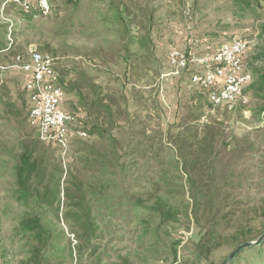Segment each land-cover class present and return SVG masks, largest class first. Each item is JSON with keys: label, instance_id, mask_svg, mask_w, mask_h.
<instances>
[{"label": "rangeland", "instance_id": "rangeland-1", "mask_svg": "<svg viewBox=\"0 0 264 264\" xmlns=\"http://www.w3.org/2000/svg\"><path fill=\"white\" fill-rule=\"evenodd\" d=\"M188 1L195 34L209 35L213 49L234 37L248 41L245 63L256 85L264 74V0L255 10L246 0H54L52 14L38 18L13 5L1 13L0 1V264L28 259L16 232L27 208L14 196V173L25 148L38 142L10 66L33 50L56 58L63 84L76 90L67 91L66 108L87 130L99 114L108 123L105 138H73L66 163L56 148L38 144L51 159L47 181L64 169L61 189L85 197L100 229L82 240L65 218L77 210L75 200L64 196L55 229L72 256L55 252L50 264H224L264 234V88L249 86L232 109L213 107L204 94L195 104L178 80L162 76L169 71L162 37L158 61L133 57L138 44L151 57L152 30L184 22ZM95 99L100 104L89 112ZM109 135L117 142L107 154ZM103 164L110 170L99 172ZM228 264H264V243Z\"/></svg>", "mask_w": 264, "mask_h": 264}, {"label": "built area", "instance_id": "built-area-1", "mask_svg": "<svg viewBox=\"0 0 264 264\" xmlns=\"http://www.w3.org/2000/svg\"><path fill=\"white\" fill-rule=\"evenodd\" d=\"M53 1L3 0L1 13L7 6L13 5L34 18L48 17L53 12ZM5 20L11 22V29L12 21ZM248 49L247 40L234 37L200 56L172 50L168 64L175 75L183 74L191 66H200L191 73V83L207 92L213 107L227 106L232 109L237 103L246 101V89L254 81V74L245 63ZM10 68L28 74L25 91L29 125L36 130L38 140L56 148L61 160L66 163L73 138L88 139L90 135L83 117L66 108L67 92L60 84L56 58L33 50L28 58L18 56Z\"/></svg>", "mask_w": 264, "mask_h": 264}, {"label": "trees", "instance_id": "trees-1", "mask_svg": "<svg viewBox=\"0 0 264 264\" xmlns=\"http://www.w3.org/2000/svg\"><path fill=\"white\" fill-rule=\"evenodd\" d=\"M262 1L263 0H246L244 2L252 10H255L257 8H262ZM258 83L261 84L260 88L263 89L264 74L256 80V85L254 86H259ZM60 84L66 92L68 90H73L74 92L75 90L65 87L66 85L63 84L61 78ZM96 103L100 104V102L95 99L88 105L89 112L92 111V108L97 107ZM107 126L108 123L105 125L99 114L95 116L94 129L87 131L89 135H98L100 138H105L108 131H104V129ZM106 140L104 148L107 154L115 152L116 139L109 135ZM37 142L38 143L34 144L32 148H25L14 173V196L20 206L27 208V211L24 212L16 227V232L18 235H22V241L24 240L26 242L25 244L28 248V259H26L25 264H50L52 254L55 252H57L56 254L58 257H65L67 254L70 257L72 256L68 246L64 243L63 234L61 233L63 231L56 232L55 229V223L60 219L62 199L64 196L75 200L74 206L77 207V210L66 213L65 218H68L67 221L72 228H77L83 232L82 236H80L82 240L90 241L100 229L95 216H93L92 209L82 205L85 201V197L78 193L71 197L68 193L69 189H61L60 182L64 169L58 166L56 172H54V174L49 177V181H47V169L49 164H51V159L49 157L45 158L44 155L39 153L41 150H39L38 144L51 148L52 146L42 143L38 138ZM106 170L110 169L107 165L103 164L99 172L104 173L107 172ZM46 181L47 183L44 185ZM43 185L44 191L41 192L40 189ZM34 202H37L38 205H43V209L36 211L35 208L32 207ZM30 208L31 211H29Z\"/></svg>", "mask_w": 264, "mask_h": 264}, {"label": "crops", "instance_id": "crops-1", "mask_svg": "<svg viewBox=\"0 0 264 264\" xmlns=\"http://www.w3.org/2000/svg\"><path fill=\"white\" fill-rule=\"evenodd\" d=\"M117 6V5H116ZM112 9V5H110V10ZM185 12H184V22H180L179 20L175 21H169L164 27H157L154 30H152V36H155V38H152L153 45L151 46V57H144L143 53H141L142 49L140 46L137 45V49H135V55L133 57L137 61H151L154 62L158 61L162 55H160V52L158 51V43L159 41L156 39V36L162 37L164 43H166V50L168 52L167 54V63H168V56L172 50L179 49L185 52H190L193 55L200 56L203 54H207V51H213V46L215 45L214 42L210 39V36L200 37L199 35H196L193 28H192V22L194 20V8H192L191 3L188 1L185 6ZM109 9L107 10L109 14H112ZM120 17V16H118ZM160 40V39H159ZM225 43V42H223ZM222 43V44H223ZM141 44V43H140ZM129 45L132 47L135 45V42L129 43ZM221 45V44H220ZM155 48V49H154ZM138 53V54H136ZM132 55L127 58H131ZM129 61H134L133 58ZM169 66V65H168ZM199 68H201L198 65L191 66L189 70L183 72L181 75H175L172 72V69L169 66V71L166 74H162V76H171L176 79L177 85L179 88L180 86H183V88L188 92L191 102L197 103L202 101V94L207 95V92L204 91L200 86L194 85L191 83L190 75L191 73L197 71ZM13 69V68H11ZM14 72L19 76V79L23 86V91H25V85L28 80V74L18 70L13 69ZM188 72L187 76H185V73ZM26 92V91H25ZM206 97V96H205ZM208 98V96H207ZM209 101V100H208ZM210 103V102H209Z\"/></svg>", "mask_w": 264, "mask_h": 264}, {"label": "water", "instance_id": "water-1", "mask_svg": "<svg viewBox=\"0 0 264 264\" xmlns=\"http://www.w3.org/2000/svg\"><path fill=\"white\" fill-rule=\"evenodd\" d=\"M262 243H264V234L261 235L259 237V239H257L255 242H246L242 245H240L231 255V257L224 263V264H228L229 262H231L233 260V258L239 254L241 251H243L244 249H248V248H253V247H258L260 246Z\"/></svg>", "mask_w": 264, "mask_h": 264}]
</instances>
